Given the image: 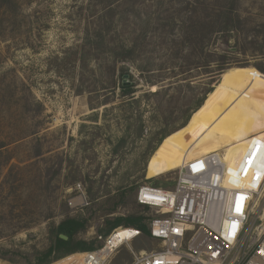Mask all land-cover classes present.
<instances>
[{
  "label": "rangeland",
  "instance_id": "rangeland-1",
  "mask_svg": "<svg viewBox=\"0 0 264 264\" xmlns=\"http://www.w3.org/2000/svg\"><path fill=\"white\" fill-rule=\"evenodd\" d=\"M230 4L228 32L204 53L227 49L249 66L225 70L216 81L203 77L190 39L196 19L217 18ZM99 33L109 44L136 46L132 60L116 64L126 76L111 75ZM97 46V59L82 65L84 48ZM258 63L264 0H0V264H39L62 220L84 219L101 203L113 213L96 211L76 239L95 238L106 218L154 214L136 202L138 186L172 188L177 167L193 156L218 150L235 163L251 134L264 136ZM122 82L134 84L131 94L121 95ZM210 87L186 125L152 152L159 132ZM81 194L88 204L70 206ZM119 194L124 200L114 204ZM160 248L159 239L142 234L107 264H131L130 249Z\"/></svg>",
  "mask_w": 264,
  "mask_h": 264
},
{
  "label": "built area",
  "instance_id": "built-area-1",
  "mask_svg": "<svg viewBox=\"0 0 264 264\" xmlns=\"http://www.w3.org/2000/svg\"><path fill=\"white\" fill-rule=\"evenodd\" d=\"M231 160L212 151L178 166L172 188L138 186L136 202L154 212L146 219L148 235L159 239L161 248L130 249L131 264H264V136L251 134L243 156ZM260 199L261 214L249 221ZM83 204H88L83 194L69 200L72 207ZM142 234L129 226L96 233L94 249L50 264H107L121 244Z\"/></svg>",
  "mask_w": 264,
  "mask_h": 264
},
{
  "label": "trees",
  "instance_id": "trees-1",
  "mask_svg": "<svg viewBox=\"0 0 264 264\" xmlns=\"http://www.w3.org/2000/svg\"><path fill=\"white\" fill-rule=\"evenodd\" d=\"M10 1V0H8ZM233 5V4H232ZM232 7L231 4L225 9H219L217 13V18H205L206 16H202L199 19H196L195 26L197 29L195 30V35L193 36L192 40L190 39V44L193 46L192 54L196 55V62L197 66L202 68L203 77H208L210 79H215L216 81L220 77V75L225 71L232 67H243L249 66L245 59H239L236 57H232L228 54L227 49L218 51H207L205 52V46L208 43L216 44L219 41V38H223L224 35L228 32L227 23L230 19H233L232 16ZM221 14H224L223 18H221ZM99 38V47L100 43L104 44V49L102 52H108L109 57H111L112 61L109 62V67H111V75L115 74L116 70L119 71V76L124 77L126 76L127 72H124V67H116L117 62H126L130 61L134 58V53L136 52V46L133 42L129 43L130 41L121 40L120 42H114L113 44H109V41L105 40V37L102 33L97 34ZM97 38V37H96ZM186 39V38H185ZM95 40V38H94ZM127 41V42H126ZM127 43V44H126ZM99 47H89L84 48V56L81 57L82 65L86 64L88 58L97 59L96 50ZM241 54H246V50L243 48H238ZM236 50V48H234ZM101 53V49L98 50ZM91 56V57H90ZM258 71L264 72V63H258L253 65ZM213 80V81H215ZM146 82H150L151 84L157 83V81L146 80ZM133 83H123L120 86V93L121 95L131 94L133 92ZM213 90V87L208 88L202 97L198 98L191 108L185 110L181 116V119L178 123H174L170 129H162L160 133V137L158 138L155 145L152 147V152L156 149V147L160 144L162 139L167 136L168 134L180 129L181 127L185 126L190 115L194 112L198 107H200L205 100L207 94H209ZM160 91L155 90L152 94H158ZM135 102V99H134ZM92 188L89 187L88 191L90 195H95L97 192H92ZM119 198L116 200V203L122 202L124 200V195L119 194ZM107 199L105 202H108ZM96 211H100L102 215H109L113 213L114 207H108L105 203H101L97 206V209L90 208V216H93ZM101 213L99 214L101 216ZM85 217L84 219H76V218H67L62 220L57 225V234L55 237L54 242L48 247V249L43 253V257L40 258L39 264H50L56 260H59L67 255H70L74 252L80 251H89L94 249L96 246L99 245V242L96 238H92L90 240L84 239H76L75 236L78 232L84 230L86 228L87 219L90 217ZM147 217L143 215H122V216H115L111 219H104V226L100 227L97 230V234L107 235L109 234L114 228L119 227L121 224L129 227H137L139 228L143 234L148 235V229L146 226ZM59 234H64L68 238L67 240L61 239ZM2 258L4 256L0 255Z\"/></svg>",
  "mask_w": 264,
  "mask_h": 264
},
{
  "label": "bare ground",
  "instance_id": "bare-ground-1",
  "mask_svg": "<svg viewBox=\"0 0 264 264\" xmlns=\"http://www.w3.org/2000/svg\"><path fill=\"white\" fill-rule=\"evenodd\" d=\"M258 75H259V78H263L264 79V75L263 74H258ZM212 151H216V150H212ZM212 151L203 152L202 154H199V155H196V156L204 155V154L212 152ZM196 156H193V157H196ZM193 157H191V158H193ZM189 159H187V160H189Z\"/></svg>",
  "mask_w": 264,
  "mask_h": 264
},
{
  "label": "water",
  "instance_id": "water-1",
  "mask_svg": "<svg viewBox=\"0 0 264 264\" xmlns=\"http://www.w3.org/2000/svg\"><path fill=\"white\" fill-rule=\"evenodd\" d=\"M59 237L61 238V239H64V240H67V236L66 235H64V234H59Z\"/></svg>",
  "mask_w": 264,
  "mask_h": 264
}]
</instances>
